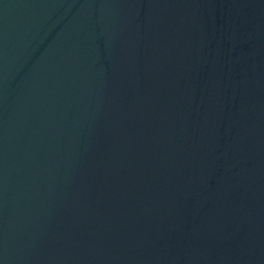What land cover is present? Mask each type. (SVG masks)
<instances>
[{"label":"water","instance_id":"water-1","mask_svg":"<svg viewBox=\"0 0 264 264\" xmlns=\"http://www.w3.org/2000/svg\"><path fill=\"white\" fill-rule=\"evenodd\" d=\"M0 264H264V0H0Z\"/></svg>","mask_w":264,"mask_h":264}]
</instances>
